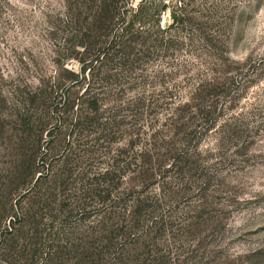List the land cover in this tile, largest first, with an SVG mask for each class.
Wrapping results in <instances>:
<instances>
[{
  "label": "rangeland",
  "instance_id": "1",
  "mask_svg": "<svg viewBox=\"0 0 264 264\" xmlns=\"http://www.w3.org/2000/svg\"><path fill=\"white\" fill-rule=\"evenodd\" d=\"M111 1L0 0V264H264V0Z\"/></svg>",
  "mask_w": 264,
  "mask_h": 264
},
{
  "label": "trees",
  "instance_id": "2",
  "mask_svg": "<svg viewBox=\"0 0 264 264\" xmlns=\"http://www.w3.org/2000/svg\"><path fill=\"white\" fill-rule=\"evenodd\" d=\"M117 1V0H116ZM78 8L77 6L74 8ZM165 8V7H163ZM96 14L95 17L98 18L100 21H104L107 23H112L115 21V19L119 20L120 22L126 23L128 21V18L131 16V23H133V20L135 19L136 14L129 13L128 9L124 7H118L117 4H115V1L111 0H100V4L96 7ZM85 72V67L82 69V73ZM86 92V90H85ZM100 104L96 99H91L88 103V109L90 110V113H96L100 109ZM5 234H8L6 231ZM50 246V245H49ZM55 251H51L49 255V260H53L52 257L55 255ZM78 260H76L75 264H87V260L89 259L88 254L86 251L81 252L77 254Z\"/></svg>",
  "mask_w": 264,
  "mask_h": 264
}]
</instances>
